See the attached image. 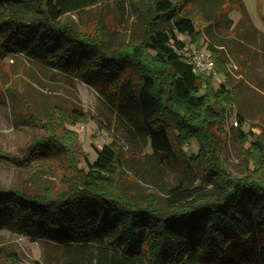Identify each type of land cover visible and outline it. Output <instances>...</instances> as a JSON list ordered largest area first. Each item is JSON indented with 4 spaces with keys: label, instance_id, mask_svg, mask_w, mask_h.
Returning a JSON list of instances; mask_svg holds the SVG:
<instances>
[{
    "label": "trees",
    "instance_id": "16d2710c",
    "mask_svg": "<svg viewBox=\"0 0 264 264\" xmlns=\"http://www.w3.org/2000/svg\"><path fill=\"white\" fill-rule=\"evenodd\" d=\"M128 2L142 25L136 42L112 46L101 26L90 36L61 21L97 6L124 9ZM237 5L246 20L242 34L228 14ZM216 27L235 35L222 37ZM180 34L197 46L210 37L215 69L226 79L219 87L213 74L194 71ZM243 41L264 49V33L250 21L243 0H0V56L23 52L97 85L127 130L149 144L158 160L174 155L176 142L182 147L196 138L199 144L186 162L198 171L190 177L193 188L176 185L164 205L156 194L146 203L131 201L115 188L123 167L119 146L97 148L95 160L84 156L87 170L79 168L77 133L56 132L61 122L53 110L43 123L51 138H34L24 156L12 158L28 164L64 149L74 175L66 190L0 189V230L60 243L63 264H264V131L245 130L246 118L237 113L241 176L224 166L221 153L235 103L227 64ZM237 61L244 65L246 59Z\"/></svg>",
    "mask_w": 264,
    "mask_h": 264
},
{
    "label": "rangeland",
    "instance_id": "374dc122",
    "mask_svg": "<svg viewBox=\"0 0 264 264\" xmlns=\"http://www.w3.org/2000/svg\"><path fill=\"white\" fill-rule=\"evenodd\" d=\"M243 1L250 21L264 31V0ZM191 9L192 16L201 27V16L196 14V7L191 6ZM228 14L234 21L233 30L242 34L246 20L241 7L237 5L231 8ZM61 21H70L78 29L90 33V36H96L101 26L102 33L112 46L123 41H138L142 29L139 20L132 14L129 2L124 9L97 6L69 14ZM215 31L226 38L235 35L230 29L216 27ZM180 37L188 42L189 50L204 49L212 56L208 48V35L200 46L190 43L186 35L180 34ZM240 40L241 36L238 38ZM239 47L240 54L230 53L227 64L233 74L235 103L228 110L225 124L227 134L222 135L224 143L221 152L222 162L233 176L242 174L241 152L244 148L236 126H233V117L241 112L246 118L243 125L245 130L252 129L255 133L264 131V49L261 44L246 41ZM238 58L242 62L246 59L244 65H239ZM213 75L215 87L226 80L223 73ZM53 110L58 112L57 117L61 122L56 132L63 134L64 128H68L77 133L81 151L78 153L79 168L87 170L84 156L95 160L97 148L112 142L119 146L123 167L115 188L126 199L146 203L151 195L156 194L158 202L164 205L171 188L185 183L190 184V188L194 187L190 177L193 173L198 174V171L195 165L191 167L186 162L190 155L198 152L196 138L182 147L175 141V154L158 160L152 156L153 150L149 144L127 130L97 85L23 52H13L4 58L0 56V189L15 188L34 193L47 187L56 190L68 188L74 167L64 149H54L50 159H31L28 164L12 158L24 156L27 145L34 138H51V132L43 127V123ZM80 111L84 114H80ZM56 132L54 136H57ZM198 167L204 171L201 166ZM205 185L211 187L209 182ZM262 236L264 240V234ZM0 249V264H63L65 260L60 243L43 238L33 239L8 229L0 230ZM195 264L205 263L196 261Z\"/></svg>",
    "mask_w": 264,
    "mask_h": 264
},
{
    "label": "built area",
    "instance_id": "2783aa9c",
    "mask_svg": "<svg viewBox=\"0 0 264 264\" xmlns=\"http://www.w3.org/2000/svg\"><path fill=\"white\" fill-rule=\"evenodd\" d=\"M188 59L192 62L194 71L197 74H216L215 63L212 56L204 49L193 48L189 50L188 46L186 49ZM233 126H239L238 116L233 117Z\"/></svg>",
    "mask_w": 264,
    "mask_h": 264
},
{
    "label": "crops",
    "instance_id": "0c3cea01",
    "mask_svg": "<svg viewBox=\"0 0 264 264\" xmlns=\"http://www.w3.org/2000/svg\"><path fill=\"white\" fill-rule=\"evenodd\" d=\"M258 28V27H257ZM259 29V28H258ZM260 30V29H259ZM261 32H263L264 33V31L263 30H260Z\"/></svg>",
    "mask_w": 264,
    "mask_h": 264
}]
</instances>
